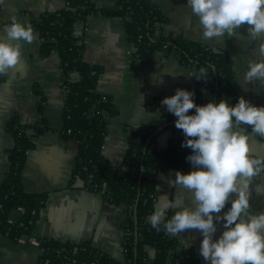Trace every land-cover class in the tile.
<instances>
[{"label": "crops", "instance_id": "1", "mask_svg": "<svg viewBox=\"0 0 264 264\" xmlns=\"http://www.w3.org/2000/svg\"><path fill=\"white\" fill-rule=\"evenodd\" d=\"M88 1L96 9H112L117 4V0ZM151 2L166 18L161 29L164 35L180 34L215 50L226 51L232 60L236 95L257 98L264 105V83L258 79L248 82L242 79L248 60L264 58L260 53V41L250 38L246 23L241 24L234 35L225 33L205 37L187 0ZM64 6L65 0H2L0 39H8L5 26L11 23L12 17L27 24ZM81 30L86 40L82 58L88 64L101 67L97 92L110 96L115 108V112L107 116L102 154L120 171H127L123 156L131 132L168 112L161 100L174 94L177 87L193 88L195 75H189L195 70L184 65L175 51L166 48L156 50L146 65L132 64L129 57L132 47L124 32L123 19L118 15L108 16L100 11L91 13L85 25L80 21L76 23L75 31ZM33 31L32 42H18L19 61L2 74L0 81V183L8 168L7 151L13 145V138L5 129L6 122L14 116L24 125L44 120L46 130L33 140V147L26 153L21 182L25 191L46 193L47 197L30 235H22L18 241L6 234L0 235V264H39L40 239L72 244L89 242L111 258L123 262L121 223L125 210L107 201L103 194L84 187L81 180L76 178L70 182L78 141L60 134L64 101L60 59L54 51L47 55L40 53L42 41L34 27ZM77 79L75 72L69 77L72 82ZM150 98L157 100L153 110L144 105ZM173 135L170 131H160L156 149L164 150ZM248 135L250 154L264 157V141L253 133L248 132ZM192 168L188 161L187 171ZM174 174L175 171L168 168L155 176L154 208L165 195L169 199L179 197L189 205L192 203L191 191L172 183ZM258 185L261 190L257 189ZM250 205L252 211H264V175L252 179ZM173 212L174 209H169L164 219L170 218ZM22 214L21 209H13L8 221L18 222ZM150 215L146 223L152 225ZM216 223L214 238L224 227L223 221ZM172 236L183 248L192 250L197 264H210L199 251L203 238L200 230L185 229ZM184 241L188 242L186 246ZM147 253L153 259V250L148 248Z\"/></svg>", "mask_w": 264, "mask_h": 264}, {"label": "trees", "instance_id": "2", "mask_svg": "<svg viewBox=\"0 0 264 264\" xmlns=\"http://www.w3.org/2000/svg\"><path fill=\"white\" fill-rule=\"evenodd\" d=\"M97 11L123 19L124 32L132 47L129 54L132 64L146 65L156 50L166 48L175 51L179 60L194 70L206 67L205 79L194 76L195 85L191 89L195 90L193 98L196 103L204 104L209 99L219 101L224 97L235 103L240 97L234 89L230 55L180 34L164 35L161 29L166 18L151 0H117L112 9H96L88 0H65L63 9L47 12L32 20L31 24L42 41L40 53L47 55L54 51L60 59L61 84L65 93L60 134L78 141L70 182L76 178L81 180L84 187L103 193L107 201L125 210L121 223L123 262L111 258L89 242L72 244L40 239L38 245L42 253L38 257L39 264H197L192 250L183 248L177 238L163 230V222L160 230L146 223L147 216L154 210L155 176L168 168L187 171L186 156L192 149L182 146L185 136L182 129L175 126L177 117L168 111L131 132L123 156L127 171H120L102 154L107 116L113 114L115 108L110 96L97 92L101 67L84 61L82 52L85 44L74 33L78 21ZM74 72L78 79L72 82L69 77ZM246 98L263 105L257 98ZM156 104L157 100L152 98L144 103L148 110L155 109ZM193 111L195 109H189V112ZM44 123L41 120L24 125L14 116L5 125L13 138V145L7 151L8 168L0 183V235L6 234L13 241L31 234L46 201V193L27 192L21 182L26 153L33 147V140L46 130ZM247 127L246 131L252 133L251 126ZM163 130L174 135L166 148L158 151L157 136ZM253 134L264 141V136ZM229 205L230 202L225 208ZM16 208L23 214L18 222L10 223L8 215ZM148 248L153 250V259L148 257Z\"/></svg>", "mask_w": 264, "mask_h": 264}, {"label": "clouds", "instance_id": "3", "mask_svg": "<svg viewBox=\"0 0 264 264\" xmlns=\"http://www.w3.org/2000/svg\"><path fill=\"white\" fill-rule=\"evenodd\" d=\"M187 4L205 37L234 35L246 23L250 38L260 41L264 57V0H187ZM5 31L8 39H0V74L18 63V42H32L35 35L31 23L16 17ZM207 71L201 66L189 76L205 79ZM242 79L264 83V58L248 60ZM194 96V89L177 87L174 94L161 100L177 117L175 126L185 136L182 146L192 149L186 159L193 168L187 172L175 170L172 180L191 191L192 203L165 195L151 213L150 222L157 230L163 222V230L170 235L185 229L200 230L203 238L199 251L210 264H264V211L250 210L252 179L264 175V157L250 154L246 131L250 125L252 133L264 136V105L254 104L243 95L235 103L224 97L199 104ZM169 209L174 212L165 220ZM218 221H223L224 227L214 238ZM187 243L184 241L185 246Z\"/></svg>", "mask_w": 264, "mask_h": 264}, {"label": "built area", "instance_id": "4", "mask_svg": "<svg viewBox=\"0 0 264 264\" xmlns=\"http://www.w3.org/2000/svg\"><path fill=\"white\" fill-rule=\"evenodd\" d=\"M80 22L82 23V24H86V19H84V20H80ZM74 33H75V37L78 39V40H82L83 41V43L85 44V42H86V40H85V37H84V33H83V30H81V32H78V31H74ZM63 92H64V89H63ZM65 94V93H64ZM66 133H69V131H67ZM103 194V193H102ZM103 196H104V194H103ZM105 196H108V194H105ZM154 196V195H153ZM40 253H42V249H40ZM46 263H47V261H46Z\"/></svg>", "mask_w": 264, "mask_h": 264}]
</instances>
